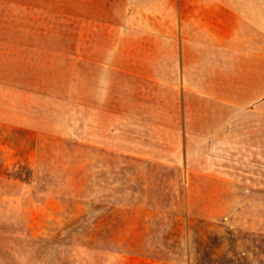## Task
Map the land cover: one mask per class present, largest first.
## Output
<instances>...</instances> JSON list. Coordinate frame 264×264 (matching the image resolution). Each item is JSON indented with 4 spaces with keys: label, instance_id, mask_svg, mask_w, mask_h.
<instances>
[{
    "label": "rangeland",
    "instance_id": "1",
    "mask_svg": "<svg viewBox=\"0 0 264 264\" xmlns=\"http://www.w3.org/2000/svg\"><path fill=\"white\" fill-rule=\"evenodd\" d=\"M169 1L0 0V264L87 263L94 238L228 239L161 260L264 264V232L236 230L222 197L234 176L263 186V166L185 161L170 127L159 89L179 55L138 37Z\"/></svg>",
    "mask_w": 264,
    "mask_h": 264
},
{
    "label": "crops",
    "instance_id": "2",
    "mask_svg": "<svg viewBox=\"0 0 264 264\" xmlns=\"http://www.w3.org/2000/svg\"><path fill=\"white\" fill-rule=\"evenodd\" d=\"M146 18L152 27L138 37L160 39L169 54L179 55L168 63L167 95L159 93L169 103V119H180L179 130L173 120L170 127L184 134L185 161H212L213 149L217 161H259L264 175V0H170L167 14L150 10ZM223 182V205L233 197V214L241 222L234 228L264 232V185H244L235 176ZM182 241L88 239L83 245L89 246V261L81 264H179L161 260V253L176 254L175 247L184 245L192 256L201 242V250L213 256L232 242Z\"/></svg>",
    "mask_w": 264,
    "mask_h": 264
}]
</instances>
